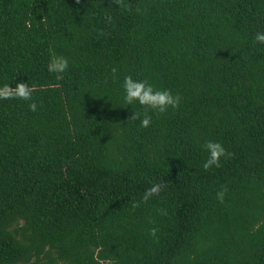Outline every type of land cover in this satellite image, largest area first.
Returning <instances> with one entry per match:
<instances>
[{"label": "trees", "instance_id": "obj_1", "mask_svg": "<svg viewBox=\"0 0 264 264\" xmlns=\"http://www.w3.org/2000/svg\"><path fill=\"white\" fill-rule=\"evenodd\" d=\"M124 4L0 0V264H264V0ZM129 75L179 108L129 120Z\"/></svg>", "mask_w": 264, "mask_h": 264}, {"label": "clouds", "instance_id": "obj_2", "mask_svg": "<svg viewBox=\"0 0 264 264\" xmlns=\"http://www.w3.org/2000/svg\"><path fill=\"white\" fill-rule=\"evenodd\" d=\"M79 2V0H77ZM120 7H126L124 0H111ZM255 42L264 44V33H257L255 35ZM69 62L64 56L53 55L47 65L49 73L54 74L56 79L62 80L63 74L68 70ZM115 75L116 69H112ZM124 101L127 105L139 104L143 111L133 112L129 120H139L140 126L147 128L151 124L152 116L150 113L156 115L166 114L170 109H178L182 97L179 95H173L170 90L155 88L146 80H134L131 75L126 76L123 81ZM33 88L23 82L16 84V87H10L9 84H5L0 87V100H32ZM30 111H36L37 105L35 102L29 103ZM202 148L207 152L208 156L203 164L205 171L212 169L213 167H221L222 158H231L232 154L219 142L207 141L202 145ZM164 185L159 183L153 184L150 188L145 190L142 201L147 203L152 197L159 196L163 191ZM226 189L217 193V199L223 203ZM138 204H134L133 207H138ZM157 229L150 230L152 236H156Z\"/></svg>", "mask_w": 264, "mask_h": 264}]
</instances>
